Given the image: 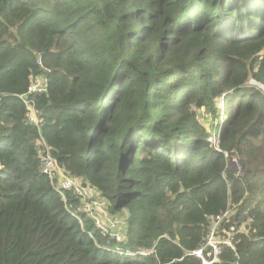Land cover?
I'll return each mask as SVG.
<instances>
[{"label":"trees","instance_id":"trees-1","mask_svg":"<svg viewBox=\"0 0 264 264\" xmlns=\"http://www.w3.org/2000/svg\"><path fill=\"white\" fill-rule=\"evenodd\" d=\"M226 211L212 264H264V0H0V264H202Z\"/></svg>","mask_w":264,"mask_h":264},{"label":"built area","instance_id":"built-area-1","mask_svg":"<svg viewBox=\"0 0 264 264\" xmlns=\"http://www.w3.org/2000/svg\"><path fill=\"white\" fill-rule=\"evenodd\" d=\"M32 79V78H30ZM46 88V79L41 78L39 76L34 77V79L31 81L30 84L27 87V94L41 92L45 90ZM26 94V95H27ZM26 95H22L23 100L26 105V117L27 120L35 125L38 123L37 118V110L33 106L32 102L25 98ZM38 145H41L42 149L40 150L42 153V169L43 172L51 179H54V177H57L59 179V182L56 185V188L58 190L60 189H71L73 190L77 195L81 196L82 198V206L84 209L88 210L84 205L83 202L86 201L84 198V191L83 187L81 186V182H79L78 179H74L72 177H69L65 175L61 168L58 166L55 159L52 157V155L49 152V148L45 146V142L43 138H39L37 141ZM89 204V203H88ZM90 206V204H89ZM91 208V206H90ZM228 215V212H224L222 214L216 215L213 221V227L209 231V234L207 236L206 245L208 246V251L206 255L203 254V249L198 248L195 251H193V254L200 257L202 264H212L218 254V244L219 240L216 237V231L218 224L222 221L224 217ZM95 223L99 227H103L98 221L95 220ZM117 224V223H116ZM104 229V228H103ZM228 243L230 241H227Z\"/></svg>","mask_w":264,"mask_h":264},{"label":"rangeland","instance_id":"rangeland-1","mask_svg":"<svg viewBox=\"0 0 264 264\" xmlns=\"http://www.w3.org/2000/svg\"><path fill=\"white\" fill-rule=\"evenodd\" d=\"M216 123V120H213ZM207 126V124H205ZM215 138H210V140L215 141ZM80 182V180H79ZM81 186L83 187V191H84V198L86 199V195H88L87 193L89 192L87 189H85V186L83 185V183H81ZM85 189V190H84ZM86 192V195H85ZM83 205L88 209L89 212L93 213L95 216V220L98 221L102 226H110L112 229H116V223H119V219H117V217H113L109 214H107L104 209H105V203L103 201H96L95 202V208L91 209L88 202L84 201ZM229 213V212H228ZM228 216V215H227Z\"/></svg>","mask_w":264,"mask_h":264}]
</instances>
